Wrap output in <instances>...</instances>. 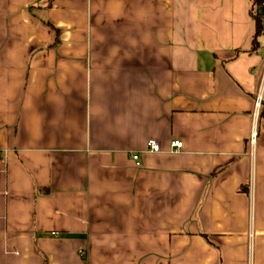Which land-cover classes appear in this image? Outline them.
<instances>
[{
  "label": "crops",
  "instance_id": "obj_1",
  "mask_svg": "<svg viewBox=\"0 0 264 264\" xmlns=\"http://www.w3.org/2000/svg\"><path fill=\"white\" fill-rule=\"evenodd\" d=\"M253 4L0 0V264H264Z\"/></svg>",
  "mask_w": 264,
  "mask_h": 264
},
{
  "label": "built area",
  "instance_id": "obj_2",
  "mask_svg": "<svg viewBox=\"0 0 264 264\" xmlns=\"http://www.w3.org/2000/svg\"><path fill=\"white\" fill-rule=\"evenodd\" d=\"M261 103H262V97H261V94H259L256 98V101H255V110H256L255 113L256 114L260 110ZM255 140H256V131H253V133L251 135V143L254 144ZM170 146H171V150H170L171 152H177L183 148V142L180 140H174L171 142ZM148 149L152 152H155V153L161 152V147H160L159 143L154 141V140H150L148 142ZM133 158L136 161V165L140 166L141 163L139 161V156L134 155Z\"/></svg>",
  "mask_w": 264,
  "mask_h": 264
},
{
  "label": "trees",
  "instance_id": "obj_3",
  "mask_svg": "<svg viewBox=\"0 0 264 264\" xmlns=\"http://www.w3.org/2000/svg\"><path fill=\"white\" fill-rule=\"evenodd\" d=\"M263 2H264V0H254V4H253L252 14L255 17V19L257 20V27H258V30L256 31L255 37H254L255 45L257 43L256 36L258 35V33L260 31V27H261L260 23L262 21H264V15L262 13H260V10H259V8ZM238 53H239V51H238ZM259 121L264 128V101H262V103H261L260 112H259Z\"/></svg>",
  "mask_w": 264,
  "mask_h": 264
}]
</instances>
